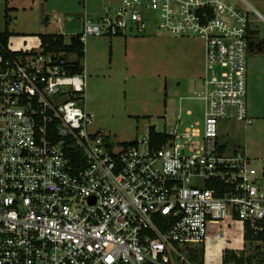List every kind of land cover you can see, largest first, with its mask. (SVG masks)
<instances>
[{"label":"built area","instance_id":"obj_1","mask_svg":"<svg viewBox=\"0 0 264 264\" xmlns=\"http://www.w3.org/2000/svg\"><path fill=\"white\" fill-rule=\"evenodd\" d=\"M114 1L93 20L84 0L74 36L84 46L90 36L151 29L199 37L203 87L187 99L202 102L200 117L183 127L179 116L160 132L169 137L163 147L152 148L149 135L114 146L90 131L87 73L72 71L76 55L47 51L39 36L0 43V264H225L220 249L246 261L248 243L264 245V163L229 152L220 127L254 122L251 16L264 18L252 0H240L251 9L229 0ZM214 225L234 246L214 254L205 246L202 261H190L183 250L213 241Z\"/></svg>","mask_w":264,"mask_h":264},{"label":"rangeland","instance_id":"obj_2","mask_svg":"<svg viewBox=\"0 0 264 264\" xmlns=\"http://www.w3.org/2000/svg\"><path fill=\"white\" fill-rule=\"evenodd\" d=\"M19 1L26 9L22 7L7 15L6 2L0 0V32L8 29L14 34L34 37L65 33V41L69 43L72 36L83 31L85 8L79 6L77 0H51L47 3L46 10L51 15L48 24L43 23V6L40 2L33 5L28 0ZM229 1L251 9L243 1ZM110 3L115 4V1L89 0L87 10L90 19H98L103 7ZM251 6L264 17V0H252ZM251 22V42L255 51L249 55L248 111L254 122L252 125L235 120L221 122L220 140L229 152L243 150L249 158L257 160L256 164H263L264 21L253 13ZM259 44L262 50L258 49ZM85 48L81 65L87 73V109L95 117L90 131H104L114 146L146 142L151 126H155L158 132L169 131L179 116L185 123L183 127L200 117L202 102L187 99L196 96L203 87L205 44L199 37H174L151 29L141 37L90 36ZM72 59L77 60L76 57ZM188 111L194 114L190 116ZM220 233L217 225L211 226L209 237L213 241L206 245L198 244L196 250H183L187 258L202 261L200 258L204 256L205 246L206 252L208 248L211 254L218 252L220 246L233 247V242L224 241L226 232ZM217 237L221 241H215ZM255 248L248 243L243 255L248 262L250 260V264H262L264 245ZM220 250L222 255L233 254Z\"/></svg>","mask_w":264,"mask_h":264},{"label":"trees","instance_id":"obj_3","mask_svg":"<svg viewBox=\"0 0 264 264\" xmlns=\"http://www.w3.org/2000/svg\"><path fill=\"white\" fill-rule=\"evenodd\" d=\"M24 37L19 34H14L10 32L8 29L4 32H0V43L4 46H7L11 39ZM39 37L42 40L43 45L46 47L47 51L50 52H56V53H65L66 59H69L70 55L74 54L76 55L78 62H76L75 66L73 67L72 71L74 73H83L84 67L80 64L79 61H81L85 57V46L83 43H81L79 36L72 37L71 43L66 44L65 43V37L61 34H39ZM264 43V41H263ZM262 43V44H263ZM251 52L255 51V46L253 42H251ZM258 49H261L260 44L258 46ZM262 50V49H261ZM260 50V51H261ZM168 136L164 135L160 132H158L155 128V126H151L149 128V141L150 146L152 148H160L165 146ZM136 142H131V144H135ZM247 239L250 240V235L247 236ZM257 240H262L264 242V231L260 233V235L257 236ZM237 263V264H250V260L248 262V259L245 261L244 258L237 259L234 254L227 253L225 257V264L226 263Z\"/></svg>","mask_w":264,"mask_h":264},{"label":"crops","instance_id":"obj_4","mask_svg":"<svg viewBox=\"0 0 264 264\" xmlns=\"http://www.w3.org/2000/svg\"><path fill=\"white\" fill-rule=\"evenodd\" d=\"M28 1H29V3H33V5H36L39 2L41 3V5L43 6V23L48 24V22H49L48 19L51 18V15H49L48 10H46V6H47L46 4L49 3L51 0H28ZM59 1H62V0H59ZM77 1L79 3V6H82L85 8V5H83L84 0H77ZM88 1L89 0H87V7H88ZM5 2H6L5 12H7V15L10 11H12V12L13 11H19L22 7H24V9H26V7L23 6V4L19 0H5ZM9 5H11V6H9ZM68 7H71L73 9V11H75L74 10L75 8L73 6L69 5ZM64 15L66 16V14H64ZM262 21H264V20H262ZM252 53L254 54L253 51L250 54H252ZM256 57H257L256 60H258V56H256ZM249 60H250V57H249ZM249 74H250V68H249L248 76H249ZM248 83H249V78H248ZM248 91H249V87H248ZM248 101H249V96H248Z\"/></svg>","mask_w":264,"mask_h":264}]
</instances>
